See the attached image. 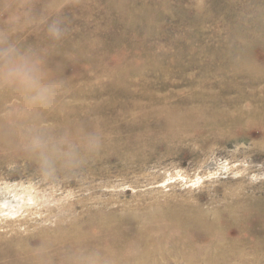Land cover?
<instances>
[{
  "label": "rangeland",
  "instance_id": "obj_1",
  "mask_svg": "<svg viewBox=\"0 0 264 264\" xmlns=\"http://www.w3.org/2000/svg\"><path fill=\"white\" fill-rule=\"evenodd\" d=\"M53 1L12 0L21 15L10 25L0 0V48L36 54L62 85L48 105L0 85V202L31 195L24 211L41 213L21 234L19 215L1 217L0 249L22 236L46 254L55 231L93 234L103 214L135 227L175 214L191 224L161 264H264V0ZM173 111L185 120L168 123ZM71 119L106 128L72 143ZM77 243L81 264L99 263Z\"/></svg>",
  "mask_w": 264,
  "mask_h": 264
},
{
  "label": "bare ground",
  "instance_id": "obj_2",
  "mask_svg": "<svg viewBox=\"0 0 264 264\" xmlns=\"http://www.w3.org/2000/svg\"><path fill=\"white\" fill-rule=\"evenodd\" d=\"M55 1H53V2H55ZM51 3H49V4H51ZM49 6H51V5H49ZM58 6H60V5H58ZM88 15H89V13H88ZM83 28H84V26H83ZM95 36H97V35H95ZM51 40H53V39H51ZM46 42H48V41L46 40ZM89 47H91V45ZM239 74H240V72H239ZM247 74H248V72H247ZM248 78H249V76H248ZM55 105H56V103H55ZM128 111L125 112V113H127L126 115H128V113H129ZM133 112H134V109H133ZM161 114H162V112H161ZM83 115H85V114H83ZM111 116L110 117L106 116V118L113 119V118H111ZM124 116L122 115V117H124ZM130 116H131V114H129V118H130ZM36 118H37V116H36ZM185 118H186V116L184 115V113L179 112V111H173L166 118V120H168L167 121L168 123L169 122L173 123V122H178V120H183L184 121ZM34 119H33V121H34ZM37 119L40 120L39 118H37ZM98 119H99L98 121H100V118H98ZM71 120H73V121H70V123L68 125V129H65V131L63 133V138H65L66 141H70V142L76 143V144H80L79 142L84 141V140H88V138L89 139L90 138L91 139L94 138L98 131H102V128H106L105 126L98 125V124L97 125L91 124L88 127H86L85 124L82 122V121H84V119L83 120L71 119ZM93 122H94V120H93ZM108 122H110V121H108ZM90 123H92V122H90ZM99 124H102V123L99 122ZM157 124H159V123H157ZM122 126H121V128H122ZM4 136H5V134H4ZM97 137H98V135H97ZM9 139H10V137H9ZM3 141H2V143H4L5 141L8 142V139L5 140L4 142ZM29 141H31V140H29ZM61 141H62V139H61ZM10 142H12V140ZM92 143H94V142H91L89 144H92ZM8 144H9V142H8ZM17 144H18V141H17ZM4 145H6V144H4ZM129 146H130V144H129ZM76 152H77V150H76ZM100 152H101V150H100ZM78 154H80V153H78ZM34 199H35V197L31 196V195H29L27 199H20V198H17L15 196L13 198V200L12 199H10V200L9 199H4V200H2L0 202V218L2 217V219H4L5 222H6V220L8 218H10V217L12 218V217H15V216L19 215L17 217V221H15V222L18 223V225L15 228V234H21V229H24V231H27L28 227H30V224H34V225H32V227L33 228L35 227L36 219L33 218V216L34 215H39L40 216L41 213L38 212V210H36V208L30 210L29 212H27V211L25 212L24 211V207L27 204L26 200H28V202H32V201H34ZM21 211H22V214H27V215L26 216L22 215V214L20 215ZM60 214H61V212H60ZM102 216L97 217L98 219L96 218L98 226L95 227V230L93 231L94 232L93 234H94V237L97 238V239L98 238L99 239H101V238L107 239L106 240L107 243H106L105 247L100 242H98L99 243L98 244V246H99L98 249L96 247H91V243H89V242H91V240H90L91 238L89 237V235H93V234H89L91 231L85 234V233H82V230H83L82 227L76 226L75 224H70V225L67 224L68 226L65 225L64 227L60 228L59 230L57 229L59 232L55 231V233H53V234H55V236H54L55 238H54L53 243H48L47 242V243L42 244L43 251L44 252L47 251L46 254L43 253V252L29 253L28 250H24V247L25 248H27V247L25 246V244L23 242L19 241L22 236L20 238H18L19 235L17 236V238L19 240H17V239H15L14 241H9L8 240L10 243H7V244L5 243L6 247H5L4 250L2 249L3 252L0 253V264H81L83 259H81L79 257L80 256L78 254L79 247H78V243H77L80 240H83V242H84V245H83L84 248L83 247L82 248L85 249V252L87 253L86 254L87 256L92 253L93 249L96 251V253L98 255L97 259H99L98 260L99 263H97V264H161L162 262L171 261V260H168L170 258V256L165 252V250H162V248L164 246H168V245L174 246L175 244H177V241L180 243L181 242V239H180L181 236L178 237V234L180 232H182L183 227L188 225V221H189V220H181L178 216H175V214H174L175 217L172 214V217H170L169 219L161 216V214H160V218L156 219V218H153L154 217L153 216L151 219L148 218V219L144 220L143 223L140 224L141 225L140 227H135L133 225V223L130 221L131 219L125 220V222L121 223L120 225L118 223H117L118 225H116V224L114 225V223L117 220L120 221L123 217L120 220L118 218H116L117 220L112 224V223H110L111 221L109 222V218L112 215L111 216L109 215V218H108V216L107 217H105V216L102 217ZM56 218L58 220V215H56ZM61 219H62V217H61ZM89 219L91 220L92 218H89ZM89 219L87 220V223H88ZM63 220H66V218H63L61 221H63ZM111 220H113V219H111ZM122 220L124 221V218ZM48 221H49V219H47V218H41L39 223H45L46 224V222H48ZM1 222H2V220H1ZM92 222L93 221L91 220V223ZM92 224H94V223H92ZM189 225H188V227H190ZM2 228H4V227H2ZM43 228H44V226H41V225L38 224V227L35 228L34 230H38V232H37L38 234H43L44 233L45 236H40V235L39 236L42 237V238L44 237L42 240H47L48 236L46 235V232H44ZM102 232H104V233H102ZM182 238H183V240H185V237H182ZM104 239H103V241H104ZM21 240H22V238H21ZM99 241H102V239L99 240ZM0 242H2V241H0ZM34 242H36V241H34ZM75 243H77V244H75ZM215 244L220 245L219 243H216V242H215ZM1 245H2V243H1ZM1 248H3V247H1ZM2 250L0 249V252ZM48 251H50V253H48ZM81 253H83V252H81ZM175 254H180V253H179V251H177V252H175ZM223 254H227V253H223ZM19 256L21 257V259L20 260H16V258L19 257ZM48 258H51V260L48 259ZM94 260H95V258H94ZM173 260H174V258H173ZM202 263H203V261H202Z\"/></svg>",
  "mask_w": 264,
  "mask_h": 264
},
{
  "label": "clouds",
  "instance_id": "obj_3",
  "mask_svg": "<svg viewBox=\"0 0 264 264\" xmlns=\"http://www.w3.org/2000/svg\"><path fill=\"white\" fill-rule=\"evenodd\" d=\"M2 11L10 25L18 21L21 15L19 6L12 0H5ZM58 24L59 21H54L49 25V32L55 40L61 39L63 35V29ZM0 85L26 92L32 101L40 105L52 103L56 89L62 86L48 80L43 59L11 45L0 48Z\"/></svg>",
  "mask_w": 264,
  "mask_h": 264
}]
</instances>
